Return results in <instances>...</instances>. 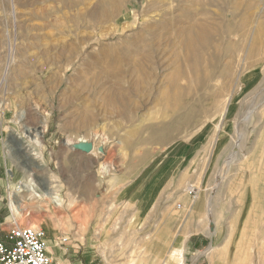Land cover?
I'll return each mask as SVG.
<instances>
[{
    "label": "rangeland",
    "instance_id": "rangeland-1",
    "mask_svg": "<svg viewBox=\"0 0 264 264\" xmlns=\"http://www.w3.org/2000/svg\"><path fill=\"white\" fill-rule=\"evenodd\" d=\"M179 1L167 0L171 6ZM228 1L216 0L217 4L205 9L221 22L220 31L227 33L217 40L218 62L221 68L230 63L231 73L220 72L217 81L199 83L197 76H187L183 69L163 81L170 92L179 91L168 99L153 94L154 81L134 84L119 114V109L110 108V101L100 98L61 101L66 82L53 91L41 86L42 79H50V71L39 72L43 52L58 38V30L42 27L40 0H0L2 69L14 60L7 50L9 40L15 38L17 43L8 80L0 90V236L14 220L41 228L48 232V243L54 245L49 243V247L58 257L52 256L61 264H125L124 255L134 253L137 245L142 250L148 237L154 238L161 256L156 264H264V0ZM239 1L255 2L246 25L233 19L235 8L228 5ZM142 3L126 0L122 17L98 32L113 31L117 22L128 30L134 21L132 12L140 14ZM28 30L38 37L31 50L21 38ZM162 42L165 47L167 41ZM155 43L156 51L163 49L157 39ZM230 43L238 44L233 58L225 56ZM207 52V62H211V51ZM161 73L157 69L155 75ZM62 78L60 71L58 78L48 81L54 85ZM116 83L123 88L129 85L127 81ZM214 88L215 100L208 92ZM81 95L87 96L85 92ZM77 102L94 108L97 118L89 129L67 125ZM156 124L165 129L155 128ZM31 129L35 132L30 133ZM37 132L39 136L33 139ZM161 134L167 135L165 141L159 140ZM80 138L90 143L89 151L81 147ZM163 173L176 178L179 194L190 201L184 220L203 196L210 203L216 200L213 211L205 201L202 213L208 225L205 230L209 235L214 231L217 245L204 247L198 255L186 253L178 241L183 229L169 226L167 213L160 210L163 205L148 213L132 211L123 202L119 189L136 178ZM190 185L199 189L197 198L186 191ZM20 187L15 199L22 200L23 210L14 214L10 192ZM179 202L181 198L175 205ZM214 223L219 227L212 228ZM228 236L230 249L219 251V243ZM63 238H68L64 244ZM166 239L168 243L163 242ZM135 262L144 264L139 259Z\"/></svg>",
    "mask_w": 264,
    "mask_h": 264
},
{
    "label": "bare ground",
    "instance_id": "bare-ground-1",
    "mask_svg": "<svg viewBox=\"0 0 264 264\" xmlns=\"http://www.w3.org/2000/svg\"><path fill=\"white\" fill-rule=\"evenodd\" d=\"M125 1L40 0L42 8L39 14L43 19L42 27H51L58 30V38L51 44L48 50L43 52L44 64L43 67L40 66L42 69L39 70L40 73L44 70L50 71V79L46 78L47 80H43L40 76L42 79L40 85L48 86L49 90L53 91L57 90L61 83L66 82L65 88L60 93L61 101L69 99L71 102L70 98L79 100L84 96L85 99L87 97L100 98L104 102L110 101V108L116 111L119 109L118 112L121 114L127 104L124 101V96H129V94L134 92V84L140 85L144 83L150 85L154 81L156 83L153 82V85L150 87L153 94L155 93L159 97L168 99L170 95H174L172 93H179V91L170 92L169 86L167 87V84L164 85L163 83L173 79L176 74L178 75V72H183V69L187 76H197L199 83L217 81V75L220 72L226 73L225 75H227V72L228 74L231 73H229L230 63L223 66V69L218 62L221 55L217 40L223 34L227 36V33L220 31L221 29L223 30L221 22L212 12L205 9V6L217 4L216 0H206L208 3L205 0H180L178 2L180 5L177 4L176 6H171L167 0H143L140 14L138 11L132 12L134 21L132 25L130 24L131 26H129L128 30L124 29V27L122 28L121 24L117 22L113 31L99 33V29L111 23V21L122 17L121 13L125 6ZM228 5L231 6L230 8H235V10L232 9L231 11L234 16L233 19H239L243 25H246L251 20L253 16L251 11L254 9L255 2L239 1L236 3L230 2ZM15 7V2H13L12 8L15 9ZM178 11L179 13H177ZM141 15L143 16L142 18L140 17ZM246 37L247 35L244 36L245 39ZM259 37L260 35H257V38ZM21 38L25 41L28 50L35 47L38 39L30 30L24 33ZM52 38L51 40H53ZM156 39L159 41V46L163 49L155 50L153 44L155 46L158 45L155 43ZM160 39L167 41L165 47H163L164 41L162 42ZM16 44L15 38L9 40V49L7 50L11 53L10 57L12 60H15L17 54L14 51V45ZM7 45L8 43L6 47ZM237 45L228 44L225 56L227 55L228 58L229 56L232 57ZM207 51H211V57L213 58L211 62H207ZM2 58L3 56L0 54V90L2 89V84L7 82L8 70L11 69L14 63L13 60V62L8 63L2 69ZM27 61L29 62L30 59H27ZM157 69H162L159 77L155 75ZM69 70L71 72L67 74ZM60 71L61 73L62 71L64 72V78L59 81L56 80L58 82L51 85L48 80L53 82L58 78ZM15 72L14 77H16ZM37 77L36 79H39ZM124 81L129 83V85H126V88H123L119 84L120 87L116 83ZM159 82L162 84L158 85ZM182 89L184 90V88ZM83 92L87 96H82L81 93ZM208 92H210V96H214L215 100L217 88ZM64 102L66 103V101ZM64 102L63 104H65ZM101 102L100 104H102ZM76 105L75 111L72 110L74 117H70L71 121H69L70 118L69 120L65 119L69 121L67 125L75 128V130L91 128L97 118L92 113L93 107L85 106L83 103ZM180 106H176L175 109H178ZM254 111L255 109L251 110L249 114L253 115ZM117 114L116 116H119ZM139 120L141 121V119ZM155 128L165 129V127L162 128V125L159 124H156ZM33 132L35 130L31 129L30 133ZM33 136L34 139L39 136V133L37 132ZM158 138L165 141L167 135L161 134ZM79 141L82 144L81 147L90 144L86 138H80ZM86 185L88 184L86 183ZM21 191L22 187L10 192L12 212L14 214L21 213L23 210L22 200L15 199L16 195L21 193ZM49 243L54 247L52 242ZM51 252L55 257H58L56 250L55 253L52 250Z\"/></svg>",
    "mask_w": 264,
    "mask_h": 264
},
{
    "label": "crops",
    "instance_id": "crops-1",
    "mask_svg": "<svg viewBox=\"0 0 264 264\" xmlns=\"http://www.w3.org/2000/svg\"><path fill=\"white\" fill-rule=\"evenodd\" d=\"M175 181L176 178L173 177L172 174L163 173V176L149 174L147 177H140L132 180L125 188L119 189V192L123 202L128 203L131 206L130 210L135 212L151 213L158 210V205H163V209L160 208V210L165 211L168 214H166V216L168 217L169 226L172 229L179 227L183 229L178 241H180L182 245L184 244L186 253L198 255L204 247L217 245L218 243L217 237L214 236V231L209 235L205 230L208 225L206 224V220L202 213L205 201L208 203V207L211 204L210 210L213 211L215 204L213 202L216 200L212 199L210 203V200L206 196H203L199 201H196L193 206L194 210L192 209L193 213L190 217L184 220L182 217L186 215L188 206L191 207V205L187 197L179 194V184L176 185ZM165 193H167V198H161ZM180 198L182 199V203L179 202L180 204L178 205L182 204L186 209L181 208L182 206L179 207L178 205H175L176 201ZM217 226L219 227V225L214 223L212 228ZM148 228L150 227L148 226ZM151 228H154V225ZM149 238L150 237H148V244L143 246L142 250L139 251V245H137L135 249H133L135 250L134 253H129L128 256L125 255V264H136L135 261L138 259L143 261L144 264H156L159 259H161V256L158 255L160 254L159 251L156 252L157 248L155 247L154 238ZM226 239L228 240L225 241ZM174 241L171 239V243ZM163 242L168 243V239ZM230 243L232 242L230 241L229 236L228 238L225 237V239L219 243L220 246L218 247V250L221 251L226 247L230 249Z\"/></svg>",
    "mask_w": 264,
    "mask_h": 264
},
{
    "label": "built area",
    "instance_id": "built-area-1",
    "mask_svg": "<svg viewBox=\"0 0 264 264\" xmlns=\"http://www.w3.org/2000/svg\"><path fill=\"white\" fill-rule=\"evenodd\" d=\"M198 188L188 186L186 191L197 198ZM0 236V264H60L48 243V232L32 226L13 224ZM68 241L63 238L61 243Z\"/></svg>",
    "mask_w": 264,
    "mask_h": 264
},
{
    "label": "water",
    "instance_id": "water-1",
    "mask_svg": "<svg viewBox=\"0 0 264 264\" xmlns=\"http://www.w3.org/2000/svg\"><path fill=\"white\" fill-rule=\"evenodd\" d=\"M84 150H86V151H89L90 150V146L89 145H87V146H84V147H82Z\"/></svg>",
    "mask_w": 264,
    "mask_h": 264
}]
</instances>
